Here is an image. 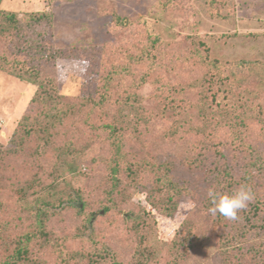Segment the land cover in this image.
<instances>
[{
	"label": "rangeland",
	"instance_id": "1",
	"mask_svg": "<svg viewBox=\"0 0 264 264\" xmlns=\"http://www.w3.org/2000/svg\"><path fill=\"white\" fill-rule=\"evenodd\" d=\"M0 9L15 12L21 21L31 13L48 14V22H26L0 44V53L10 63L38 71L36 80L47 93L41 95L44 103L33 102L39 92L35 77L21 79L0 69V224L5 226L0 233V260L7 255L5 250L13 248L14 236L30 231L36 233L29 243L35 261L30 264H87L89 257L92 264H139L140 250L147 264H168L171 260L175 264H222V245L234 233L237 242L233 245L242 249L230 250L236 253L231 256L232 264L242 253L247 256L242 255L243 260H252L250 255L257 253L256 258L261 255L257 264H264V165L257 160L250 168L233 147L224 149L222 155L215 148L200 150L201 143L209 139L196 133L204 109L197 91L176 95L166 86L177 80L182 84L199 82L210 69L203 63L206 55L222 63L243 60L246 66L234 68L231 75L235 86L224 98L217 93L216 100L225 105L221 122L235 126L245 145L251 142L252 152L264 153V145L258 140L264 131L259 120L264 110V0H2ZM199 40L204 46L198 47ZM37 42L49 51H60L62 56L55 63H45L38 56ZM145 46L161 51L164 57L153 70L159 83L139 86V54ZM98 60L108 61L111 70L127 66L132 77L111 79L112 87L105 97L90 110L80 109L77 122H84L88 115L87 123L119 124L129 116L128 125H132V110L143 109L150 121L141 141L148 146L152 159L148 160L155 164L168 160L172 181L179 189L172 215L162 210L161 201L154 209L150 204L154 196L147 199L148 193L140 188L130 187L128 194L115 192L109 195L110 200L105 199L113 147L104 133L88 147L76 145L79 154L74 172H69L68 162L57 160L51 150L36 155L32 143L18 146L12 142L24 115L33 117L53 108L49 93L72 104L88 98L85 88L97 83ZM98 83L96 89L100 90ZM126 89L138 95L139 103L127 100ZM170 93L183 103L175 107L177 111L163 107L162 96ZM89 99L99 97L92 94ZM226 127L222 137L228 138ZM186 130H191L189 137L184 134ZM123 137L130 149L132 135L126 130ZM248 167L251 170L246 176ZM225 172L239 182L234 180L231 186L223 187L218 181L225 178ZM56 173L57 181L49 184ZM126 180L121 176L120 183ZM142 180L147 187L154 184L148 173ZM242 184L251 188L254 197L239 214L240 219L228 221L222 216L214 223L208 211L212 207L208 190L233 192ZM76 189L88 205L84 213L71 204H57L59 195L68 196ZM48 200L56 202L53 207H41L46 210L42 226L48 231L47 241L37 233L35 215ZM256 202L260 210L252 214L251 205ZM103 205L111 206L110 211L103 213ZM91 212L95 215L83 233V222ZM246 213L249 220L244 219ZM183 221L200 238V246L176 244L175 239L181 236L176 231ZM242 230L243 235L239 234Z\"/></svg>",
	"mask_w": 264,
	"mask_h": 264
},
{
	"label": "trees",
	"instance_id": "2",
	"mask_svg": "<svg viewBox=\"0 0 264 264\" xmlns=\"http://www.w3.org/2000/svg\"><path fill=\"white\" fill-rule=\"evenodd\" d=\"M1 1L2 0H0V4ZM42 21L48 22L47 13H31L27 15L23 21H21V19L15 12L4 11L0 9V44L4 43L10 35H13L17 31H20L23 24H27L26 22L40 23ZM196 43L198 44V47L204 46V41L202 42L199 40ZM35 47L38 48L39 58L45 63H55L56 60L62 56V54L59 53L60 51H49L48 47L43 44L41 47L38 42L35 44ZM160 52L161 51L153 49V47L145 46L144 48H142L139 54L140 61L138 62V65H140L139 69L141 73L137 85L142 86L146 83H159L155 71L153 70H155L156 65L160 63V59H163L164 57ZM136 58L137 57H134V59ZM157 58H159V60L155 61ZM98 63L100 64V66H98L97 70H99L100 72H95H98L96 75L98 76L97 83L94 81V85L87 89L85 88L88 98L80 99L79 103L72 104L68 103L66 98L50 95L49 93L48 96L50 99H52L50 100V103L54 105L53 108H45L43 109L42 113H39L33 117L24 115L20 119L15 132V136L19 137L20 139H16V137H14L12 139V142L18 146L23 143H32V147L36 155H40V152L42 151L45 152L51 150L53 153H55L57 160H64V162H68L67 164L69 172H74L76 168V154H79L77 152L76 145L79 146L82 144L88 147L90 144H92V140H95V137H97V135H103L104 133V135H108V137H105L104 139L108 140L109 144L113 147V152L108 160L109 167L106 176L110 181V184L105 190V199L107 201L110 200L109 195L115 192L120 193L121 195L128 194L129 191L127 189L130 187H134L135 190L140 188L141 190H145V192L148 193L147 199L151 197V194L152 196H154V199L150 201V204L152 205V207H154V209L155 207H157L158 201H161L163 205L162 210L167 212V214L172 215L177 209L176 197L179 194V189L172 181L170 173L171 165L169 161L167 160L164 162H158L156 164L154 162L150 163L149 160L152 159L149 155L150 152L148 146L145 144H141V141H144L142 140V135L146 134V129L150 127L149 116L144 115L143 109L132 110L134 111L133 114L135 116L132 125H128L130 120H127V118L129 116H126L125 121H122L119 124L103 123L97 125L94 123H87V119L89 117L88 115L86 117L87 119H84V122H77V117L75 116L77 115V113L81 112L80 109L87 110V108H89L88 110H90L92 106H97L98 103L101 102V100L105 97V95L107 94V90L112 87L111 79H117L119 78V76H127L129 78L132 77L129 67L127 66H123L119 70H111L108 61L105 63L102 60H98ZM203 63L204 65H208L210 69H206L204 76L202 75V78H200L199 82L193 80L191 82L182 84L179 80H177L174 83L172 82L166 85L170 90L168 92H175L176 95L191 90L197 91V100L204 109L202 110V116L200 115L199 117V122H201V124L200 126L196 127L198 129L196 133L199 135V137H205L206 139H209V141H204V144L201 143V146L199 147L200 150H203L204 152V150L210 151L212 148H215V152L221 154L224 149L233 147L235 149H238V152L243 156V161H247L250 168L257 163V160L258 163H261V166L264 165V153L258 155V153L252 152L250 150L252 147L251 142L245 145L243 141L244 137H239L240 133L239 131L236 132V130L234 129L235 126L233 127V125L231 124L226 125L225 123L227 122H221L223 121L222 119L225 118V105L216 100L217 93L223 95V98L228 95V93L230 92V88L235 86L231 79L234 68H236V70L244 68L246 66V63L243 60L228 61L222 63L216 59L210 60L208 55L205 56ZM144 65L147 66L146 70L144 69ZM25 68L26 67H16V64L10 63V61L6 59L2 53H0V69L3 71H8L9 73L21 79H29L31 78V76L35 77L34 83L38 85L39 92L35 97H33L32 101H41L44 103L45 101L41 99V95H47V93L43 88L42 82L38 83V81L36 80V78L39 76L38 71L36 69H33V67L26 69ZM86 68L89 72L90 66H87ZM230 71L231 73H229ZM98 82H101L100 86L102 88L100 90L96 89V86H98L97 84H99ZM116 82L119 83L118 81ZM126 90L124 91L125 94H127V100H132L134 103H139L138 95L135 94L133 90ZM92 94L98 96L99 100L95 99L91 101L89 97L92 96ZM172 94L173 93H170L171 96H168V94L163 95L162 104L164 109L169 110L174 108L172 110L177 111L179 109L175 107L182 106L183 103L179 102L180 100L175 98V96H173ZM234 103L236 102H232L231 106H236ZM133 107L134 106H131V108ZM184 107H186V105ZM259 120L262 122L264 128V110H261V118ZM141 125L142 127H140ZM226 126H229V134L227 135L228 138L222 137V134L224 135V133L222 132L226 130ZM126 130H128L133 137L132 140L134 143H132L130 149H128L129 147L126 146L125 137H123ZM175 131L176 128L173 129L171 133L172 136L175 134ZM184 134L189 137V135H191V130L184 131ZM88 139L90 140L88 141ZM258 140H261L262 144L264 145V131L262 137H259ZM40 147L42 148L41 151L39 150ZM242 147H244V149H240ZM1 161L2 160L0 158V162ZM249 167L245 172L246 176L247 173H249L251 170L249 169ZM61 173L64 174L63 172ZM146 173L152 175V182L154 184L151 187H147L142 180L143 176ZM224 174L225 178L222 177V180L218 181V183L220 184V182H222L221 185L223 187H229L233 184L232 182L235 180V178H233L230 174L228 175L226 172ZM245 175L244 179L246 178ZM121 176L127 179L126 182L120 183ZM58 177L59 173L52 175L49 184L55 183ZM236 182H239V180H235V183ZM153 192H157L158 197H156L157 195L153 194ZM156 198H158L157 201H155ZM55 202L56 200H52V202L50 200L42 202V205L36 209V222L39 226V232L37 233L39 234V237H43L47 241L49 240L48 231L44 229V226H42V222L45 220L44 217L46 214V210L41 209V207H53L55 206ZM64 202L66 204H71V206H76L78 208V211L81 213H84L86 207L88 206L86 205V202L82 198L80 190L78 189L73 190L68 196L59 195L57 198V204L61 205ZM110 207L111 206L109 205H103L102 212H109ZM258 210H260L258 202L253 203L251 205L250 212L252 214H256ZM94 215L95 214L92 212L88 213L87 218H85L87 224L83 222L82 232L84 229L86 230V228H89ZM211 218L214 223H218L219 220L222 219V216L217 214ZM244 219L249 220L248 213L244 215ZM3 224H0V233L4 231L5 226ZM180 226L181 228L180 230L176 231V234H181V236L179 237V240L177 238L175 239L176 244L185 246L186 248H192L195 245L200 246L198 245L200 238L193 232L192 228L190 229V227L187 225V222L183 221ZM239 234L243 235L244 231H240ZM35 235L36 233L26 231L22 235L17 234L16 236H14V246L13 248L9 249V251L11 250L10 252L8 250H5L8 253L2 260H0V264H30L35 262L34 257L32 256L29 249V243L30 241L35 239ZM234 240L235 234L232 233L231 238L227 237L226 242L223 243V248L220 252L221 260L223 261L222 264L235 263L234 259L231 260V256L236 255V253H231L230 250L238 251L242 248H240L239 245H233ZM171 244L175 245V243L173 242ZM248 250L249 249H247V251ZM140 252L142 253H139L140 258L138 260V263L147 264L148 261L145 259L143 250H140ZM256 254L257 253L250 255V258H252V260H243L244 258L242 257V255L245 254L242 253V255L237 256V260L239 263L236 261V264H257V259H259L261 255L256 258ZM246 257L247 256L245 255V258ZM92 262L93 259L89 257L87 264H92ZM168 262V264H175V262L172 260Z\"/></svg>",
	"mask_w": 264,
	"mask_h": 264
},
{
	"label": "clouds",
	"instance_id": "3",
	"mask_svg": "<svg viewBox=\"0 0 264 264\" xmlns=\"http://www.w3.org/2000/svg\"><path fill=\"white\" fill-rule=\"evenodd\" d=\"M207 197L212 205L208 211L213 215H221L228 221H238L240 213L248 207L254 194L250 187L241 185L233 192H220L210 188Z\"/></svg>",
	"mask_w": 264,
	"mask_h": 264
}]
</instances>
